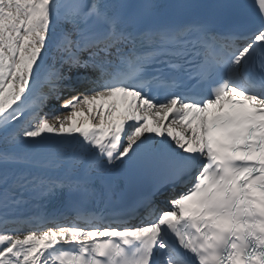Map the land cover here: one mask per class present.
<instances>
[{
	"label": "snow or ice",
	"instance_id": "1",
	"mask_svg": "<svg viewBox=\"0 0 264 264\" xmlns=\"http://www.w3.org/2000/svg\"><path fill=\"white\" fill-rule=\"evenodd\" d=\"M0 264H264V0H0Z\"/></svg>",
	"mask_w": 264,
	"mask_h": 264
}]
</instances>
